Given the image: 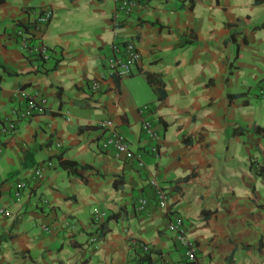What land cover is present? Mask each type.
Wrapping results in <instances>:
<instances>
[{"label": "crops", "instance_id": "1", "mask_svg": "<svg viewBox=\"0 0 264 264\" xmlns=\"http://www.w3.org/2000/svg\"><path fill=\"white\" fill-rule=\"evenodd\" d=\"M44 9L48 24L33 28ZM113 16L112 0L0 2V121L28 96L47 103L0 137V264H136L131 240L176 261L181 250L167 230L176 216L201 264H264V138L246 130H264V0H145ZM13 21L30 26V43L49 53L40 70H52L17 73L34 55L20 49ZM115 37L141 56L121 80L105 67ZM90 80L100 90L91 92ZM144 104L153 105L146 116L161 142L159 157L142 154L139 169L103 148L100 123L111 121L137 153ZM59 153L95 173L80 171L86 181L77 182L49 159ZM152 178L167 194L163 206ZM93 210L106 220L98 243L88 236Z\"/></svg>", "mask_w": 264, "mask_h": 264}, {"label": "built area", "instance_id": "2", "mask_svg": "<svg viewBox=\"0 0 264 264\" xmlns=\"http://www.w3.org/2000/svg\"><path fill=\"white\" fill-rule=\"evenodd\" d=\"M145 0H112L114 6V18H118V14L123 15V17L128 16L135 10L140 9L141 5ZM51 11L49 9H44L37 13L35 16L33 26L35 29L43 28L48 24L51 18ZM117 25V24H114ZM19 47L24 52L29 54L39 53L44 60L48 58V50L42 45L36 46L30 43V38L17 30L15 33ZM141 56L139 50L136 48L135 43L131 40H120L116 37L112 39L109 45V54L105 60V67L109 71L110 75L121 80L125 77L130 76L135 73L140 65ZM89 89L91 92H96L100 90V83L97 80L89 81ZM258 95L264 99V82L258 88ZM47 107L45 98L42 96L34 95L26 97L21 108H17L10 112L8 118L2 119L0 121V137H12L17 129L19 128V123L21 121H27L33 116L44 112ZM153 110L152 104H144L138 110L139 112V132L143 135L144 141L143 145L140 147L137 153H131L129 150V145L127 144L125 138L114 128V125L109 120H104L100 123V127L105 129L106 134L102 143L103 148L110 151L112 158L120 159L124 157L125 159L133 160L136 168L143 167L142 154H147L154 159L159 157V149L161 137L154 130V122L151 118L146 116L147 113ZM2 150V145L0 141V152ZM35 178L39 179L41 177V171L36 168L34 171ZM148 185L153 194L154 202L163 206L166 202V192L163 190L158 182L152 178L148 181ZM24 185L18 184L17 191L15 192V197L18 196V190ZM138 208L142 209L146 206L147 201L142 196H138L136 199ZM5 212L0 209V215ZM104 219V214L98 210L92 211V223L91 231L94 232L99 222ZM41 231L47 232V227H41ZM167 230L171 233L175 244L181 250V258L176 261H170L165 259L162 255H158L152 252L151 248L142 242L131 240L130 247L135 250V257L140 254H149L150 261L147 264H201L196 256V249L191 240L187 237L185 231L184 221L181 217L176 216L167 224ZM90 243H98L99 240L96 239L95 235L90 237Z\"/></svg>", "mask_w": 264, "mask_h": 264}, {"label": "trees", "instance_id": "3", "mask_svg": "<svg viewBox=\"0 0 264 264\" xmlns=\"http://www.w3.org/2000/svg\"><path fill=\"white\" fill-rule=\"evenodd\" d=\"M2 0H0L1 2ZM13 24L18 26L21 31L26 35L27 38L32 39L34 36V32H32L30 30V26H27L26 24H21L18 21H13ZM264 26V21L259 25V27ZM34 28V26H32ZM258 27V26H257ZM230 39H232V37H230ZM34 58H32L31 60H29L30 62V67L22 72H17L18 74H23V73H47L48 71L52 70L55 67V64H52L49 68H44L43 70H40L44 64L46 63V60H44L42 58V56L39 53H34ZM47 55H49V53H47ZM146 82L148 84H153L156 86L157 91L159 92V97H161L162 95V90L161 87L158 83L157 80L150 78V76H147L146 78ZM264 82V79H261L258 81V88L259 86ZM242 128L237 129L233 127L232 128V134H240L242 132ZM246 130H250L252 133L264 138V130L262 128H260L259 126H252L249 128H246ZM51 158H55L56 162H57V166L65 171L68 175H70L74 180H76L79 183H85L86 181V177L80 175V171H86L87 173H95V170H93L92 167L89 166H84V165H80L75 161H71V160H67V159H62L61 153L53 155L51 157H49V159ZM106 231V220L102 219L99 222V225L97 227V229L94 232H89L88 236L90 235H95L96 239L101 240V238L103 237L104 233ZM150 261V255L149 254H140L137 256L136 259V264H147Z\"/></svg>", "mask_w": 264, "mask_h": 264}]
</instances>
